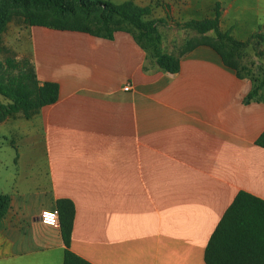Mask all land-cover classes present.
Wrapping results in <instances>:
<instances>
[{
    "label": "crops",
    "instance_id": "1",
    "mask_svg": "<svg viewBox=\"0 0 264 264\" xmlns=\"http://www.w3.org/2000/svg\"><path fill=\"white\" fill-rule=\"evenodd\" d=\"M165 3L177 6L181 22L211 18L218 4L220 30L242 42L254 33V6H264ZM30 43L36 79L57 84L58 99L29 119L0 123L12 147L0 161V195L10 200L0 264H62L59 224L39 221L60 199L74 207L68 250L89 264H204L206 243L235 196L264 201V149L255 144L264 99L246 102L250 80L211 48L181 55L182 43L165 51L179 59L168 73L126 32L104 39L44 28Z\"/></svg>",
    "mask_w": 264,
    "mask_h": 264
},
{
    "label": "trees",
    "instance_id": "2",
    "mask_svg": "<svg viewBox=\"0 0 264 264\" xmlns=\"http://www.w3.org/2000/svg\"><path fill=\"white\" fill-rule=\"evenodd\" d=\"M16 8L27 14L26 23L57 31L89 34L111 39L116 32L132 34L136 43L149 55L156 66L168 73H176L179 59L165 53L158 26L167 25L165 18L149 20L151 8L141 7L131 0L114 4L109 0H0V36L9 19L10 10ZM31 11V12H29ZM220 7L216 4L213 16L201 20H189L175 27L191 30L199 39H187L180 50L184 55L198 45H205L218 54L224 66L234 70L237 76H246L252 85L246 102L264 99V74L261 78L251 75L247 69L241 74L237 61L238 50L250 47L254 40L264 41L259 33L246 41H238L228 31L219 28ZM212 32V36H206ZM3 51L0 39V53ZM258 55H262L258 53ZM5 70L0 66V123L21 116L29 119L44 107L58 99L55 83L40 84L30 62L21 66L14 60H5ZM255 144L264 149V131ZM9 197L0 195V221L9 208ZM59 229L65 250L62 264H89L68 250L71 238L74 207L69 200L56 203ZM204 264H264V201L244 192H239L222 215L209 237L203 255Z\"/></svg>",
    "mask_w": 264,
    "mask_h": 264
},
{
    "label": "rangeland",
    "instance_id": "3",
    "mask_svg": "<svg viewBox=\"0 0 264 264\" xmlns=\"http://www.w3.org/2000/svg\"><path fill=\"white\" fill-rule=\"evenodd\" d=\"M109 1L114 4H120L125 0ZM149 1L150 6L148 7L151 8V15L148 18L149 20L165 18L167 14H169L168 25L158 26V32L162 37V48L164 51H176V46H181L185 40L200 38V36L194 31L179 29L175 27L174 23H172V21L182 23L179 21V15L176 11L177 6H169L168 3H165V0ZM254 7L256 8V17L259 18L257 22L256 20H252L253 23L250 25L249 30L264 36V6ZM27 14L28 13L16 8L10 10L5 30L0 36L1 46L3 48V51L0 53V66L2 72L5 70L4 62L7 58L14 60L19 66H21L23 61L29 63L28 56L31 54L32 50L30 36L35 35L36 31L44 29L42 27H32L27 25ZM203 17L204 16H199L197 19H202ZM231 17L232 16H230V18ZM251 19H253V17ZM207 35L211 36L212 32L207 33ZM258 53L262 55H258ZM238 54L240 57L237 61V65L241 74H245L247 69L250 68L253 77L261 78L264 74V41L257 43V40H254L250 47L238 50ZM2 132L3 131L0 130V161L5 162L12 153V147L9 143H4L1 140Z\"/></svg>",
    "mask_w": 264,
    "mask_h": 264
},
{
    "label": "built area",
    "instance_id": "4",
    "mask_svg": "<svg viewBox=\"0 0 264 264\" xmlns=\"http://www.w3.org/2000/svg\"><path fill=\"white\" fill-rule=\"evenodd\" d=\"M129 85L126 84L124 87V90H128ZM39 221L41 224L49 227H57L58 222V212L56 209L53 210H44L39 215Z\"/></svg>",
    "mask_w": 264,
    "mask_h": 264
}]
</instances>
